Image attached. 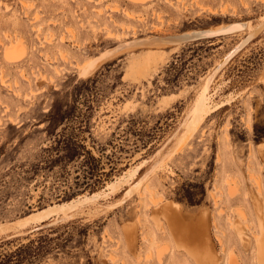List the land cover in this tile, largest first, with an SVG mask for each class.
<instances>
[{"label":"rangeland","instance_id":"rangeland-1","mask_svg":"<svg viewBox=\"0 0 264 264\" xmlns=\"http://www.w3.org/2000/svg\"><path fill=\"white\" fill-rule=\"evenodd\" d=\"M242 22L79 75L120 42ZM0 231V264H259L264 0H0Z\"/></svg>","mask_w":264,"mask_h":264},{"label":"bare ground","instance_id":"bare-ground-1","mask_svg":"<svg viewBox=\"0 0 264 264\" xmlns=\"http://www.w3.org/2000/svg\"><path fill=\"white\" fill-rule=\"evenodd\" d=\"M126 1H132V2H140V1H142V0H126ZM247 26V24L246 23H244V22H242V23H231V24H227V25H221V26H219V27H217V28H209V29H206V30H198V31H189V32H185V33H183V34H186V35H192V34H194V33H204V34H206V33H209V32H211V33H214V32H219V31H224L225 32V34H229V33H232V32H237V31H241V30H244L245 29V27ZM133 30V29H132ZM133 32V31H132ZM225 34H223V35H225ZM109 36H111L110 34H108ZM120 37V36H119ZM135 37V36H134ZM133 37V38H134ZM219 37V36H218ZM151 38H153V37H151ZM118 39V38H117ZM137 38H135V40L134 39H132V41H129V42H120L119 43V45L118 46H116L115 48H113V49H107V50H104L105 52H101L99 55H98V57H94L93 59L94 60H91V61H87L86 63H84V64H82L81 66H79V68H80V76H84V77H86V76H90L91 74H93L97 69H98V67L102 64V63H104L106 60H109V59H112V58H115V57H117V56H119L120 54H122L125 50H127V49H129V48H131V47H133V46H136V45H140V44H150V46H151V44H152V46H153V44H158V43H163V44H165V43H174V44H178V43H182L181 42V40H180V38H179V35H172V36H169V37H167V38H155V39H149V40H145L146 38L144 37L142 40L140 39V40H136ZM148 39V38H147ZM246 42H247V40L248 39H244ZM242 41L241 43H245V41ZM120 41V40H119ZM123 41V40H122ZM163 44H162V47H163ZM168 44H166V45H168ZM159 45L160 44H158V47H159ZM170 45V44H169ZM246 45V44H245ZM151 46V47H152ZM147 47V46H146ZM165 47V46H164ZM235 47H238V45L237 46H235ZM234 47V48H235ZM243 47V46H242ZM135 48V47H134ZM139 48V47H138ZM19 55H20V53H19V50L17 49V48H15V47H11V45H9V48L5 51V53H4V58L7 60V61H9V62H13V61H15L18 57H19ZM223 62V60H221L220 62H219V66H221L222 64H224V63H222ZM217 65V66H218ZM216 66V67H217ZM225 65H223L222 67H224ZM215 67V68H216ZM221 67V68H222ZM220 68V69H221ZM215 70V69H214ZM214 70H213V72H214ZM213 72L211 73V75L209 76V78H208V80H207V82H206V86H205V88L203 89V92H202V95L200 96V99H199V102L196 104V106L192 109V114H193V120H192V122H191V124L192 123H194L195 122V120H194V118L195 119H197L198 117H199V113L200 112H202L203 110H204V104H203V102H205V100H206V96H205V92H206V90H207V88H208V85L210 84V82L212 81L211 80V77H212V74H213ZM218 72V71H217ZM217 73L215 72V75H216ZM3 81V80H2ZM5 84V83H4ZM6 84H7V82H6ZM9 87V86H8ZM221 106H223L222 104L221 105H218L217 107H216V109L217 108H219V107H221ZM205 111V110H204ZM205 113H207V110L205 111ZM198 120V119H197ZM194 121V122H193ZM197 122V121H196ZM198 124V123H197ZM188 126V125H187ZM189 127V126H188ZM187 129V128H186ZM187 131V130H186ZM185 131V132H186ZM191 133V132H190ZM183 135V134H182ZM188 135H189V133H188ZM187 135V136H188ZM185 136V135H184ZM181 138V137H180ZM185 138H187L186 136H185ZM185 140V139H184ZM183 140V141H184ZM172 152V151H171ZM158 168V167H157ZM136 171V170H135ZM150 171V170H149ZM144 175V174H143ZM236 177V176H235ZM254 177V176H253ZM145 178V176H142V179L140 180V181H142L143 179ZM237 179V178H236ZM235 181V180H234ZM228 182V181H227ZM251 182V181H250ZM256 182V181H255ZM256 184V183H255ZM258 185H259V183H258ZM257 184H256V186H258ZM109 186H110V184H109ZM116 187V186H115ZM112 188H114V186L112 187ZM260 188V187H259ZM95 196H97V194L95 193V194H93V195H91V197L92 198H95ZM212 196V195H211ZM97 198V197H96ZM216 198V197H215ZM214 198V199H215ZM91 199V198H90ZM89 199V200H90ZM86 200H87V198H86ZM154 200V199H153ZM217 200V199H216ZM77 204V203H76ZM75 203H74V205H76ZM74 205L72 204V202H69V203H67V204H63V205H54V206H48L47 208H45V209H42V210H39V211H36V212H34V213H32V214H30L29 216H27V217H25V218H23V219H21V220H19V221H17V223H16V225L17 226H20V227H22V226H24L27 222H29V221H33L34 223H35V225H40L41 223H44V222H46L47 220H49V219H51V218H62V219H64V218H66L67 216H68V210H70V208H72V207H74ZM173 205V204H172ZM176 205V204H175ZM178 205V204H177ZM179 206V205H178ZM175 208V207H174ZM177 208V207H176ZM73 209H75V207L73 208ZM237 210V209H236ZM92 211V210H91ZM88 214V213H87ZM236 215H238V214H236ZM166 216H168V215H166ZM165 216V217H166ZM171 217V216H170ZM173 218H176V217H173ZM245 218V217H244ZM177 219V218H176ZM65 220H67V219H65ZM167 220V219H166ZM175 221V220H174ZM169 224V223H168ZM14 226H15V224H14ZM14 226H13V228H14ZM174 226V225H173ZM4 230H5V228H3ZM6 230H7V228H6ZM9 230H11V228L10 229H8V231ZM17 230V229H16ZM172 230V229H171ZM2 231V230H1ZM0 231V232H1ZM128 232V231H127ZM183 243V242H182ZM200 249V248H199ZM258 250H259V252H258V260H259V264H264V247L262 246V245H260L259 247H258ZM201 258V257H200ZM205 258V257H204ZM110 259V258H109ZM113 260V259H112ZM201 260V259H200ZM199 261V260H198ZM202 264V263H201Z\"/></svg>","mask_w":264,"mask_h":264},{"label":"water","instance_id":"water-1","mask_svg":"<svg viewBox=\"0 0 264 264\" xmlns=\"http://www.w3.org/2000/svg\"><path fill=\"white\" fill-rule=\"evenodd\" d=\"M225 34V32L222 30V31H219V32H214V33H194L192 35H186V34H179V38L181 40V42H187V41H191V40H195V39H201V38H213V37H216V36H221ZM245 41V40H244ZM246 43V41H245ZM245 43H239L237 44L238 47H235L233 48L232 50H230L226 55L225 57L223 58V62L224 64H222L221 66H217L212 74V77H211V80L213 79V77L215 76V72L217 73V71L219 72V70H221L220 68L223 66V65H226L239 51H241L245 45ZM236 45V46H237ZM243 46V47H242ZM223 68V67H222Z\"/></svg>","mask_w":264,"mask_h":264},{"label":"trees","instance_id":"trees-1","mask_svg":"<svg viewBox=\"0 0 264 264\" xmlns=\"http://www.w3.org/2000/svg\"><path fill=\"white\" fill-rule=\"evenodd\" d=\"M16 253V251L15 252H13V253H10L9 255H4V256H0V262L5 258H12V256H14V254Z\"/></svg>","mask_w":264,"mask_h":264}]
</instances>
